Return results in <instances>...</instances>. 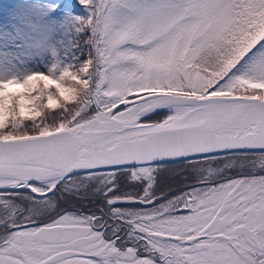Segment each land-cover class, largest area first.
I'll list each match as a JSON object with an SVG mask.
<instances>
[{
    "label": "snow or ice",
    "instance_id": "6c2138e0",
    "mask_svg": "<svg viewBox=\"0 0 264 264\" xmlns=\"http://www.w3.org/2000/svg\"><path fill=\"white\" fill-rule=\"evenodd\" d=\"M0 264H264V0L11 8Z\"/></svg>",
    "mask_w": 264,
    "mask_h": 264
},
{
    "label": "flooded vegetation",
    "instance_id": "af4514ba",
    "mask_svg": "<svg viewBox=\"0 0 264 264\" xmlns=\"http://www.w3.org/2000/svg\"><path fill=\"white\" fill-rule=\"evenodd\" d=\"M181 163V164H180ZM179 167L185 169V175L187 173L188 168V163H182V162H176V163H171V164H166L165 169L161 170L160 175H159V187L163 189L164 193H169V192H174L176 191V170H179ZM214 167V166H213ZM184 175V177H185ZM226 175L229 176H235L236 172H227ZM186 183H190V181L186 180ZM125 191H138V188L134 187H125ZM96 201H70V205H76L77 207H84L85 211H88L89 209H92V205L95 204ZM118 206H124V205H118ZM149 207V206H145ZM71 210V207L69 208ZM94 210V209H93Z\"/></svg>",
    "mask_w": 264,
    "mask_h": 264
},
{
    "label": "trees",
    "instance_id": "16d2710c",
    "mask_svg": "<svg viewBox=\"0 0 264 264\" xmlns=\"http://www.w3.org/2000/svg\"><path fill=\"white\" fill-rule=\"evenodd\" d=\"M167 113L166 112H161L160 115L158 116H153V119L154 120H158V119H162ZM228 155L227 153L225 154H219V158L220 159H224L225 156ZM177 162H182V163H189V161H177ZM173 163H176V162H173ZM167 164H171V163H167ZM181 164V163H180ZM214 167H217V165H213ZM185 169L184 168H181L179 167V170L177 171L176 170V179H175V182H176V190L181 187L183 184L186 183V177L189 175V170H187V173L185 175ZM185 175V177H184ZM126 187H131V186H126Z\"/></svg>",
    "mask_w": 264,
    "mask_h": 264
},
{
    "label": "rangeland",
    "instance_id": "374dc122",
    "mask_svg": "<svg viewBox=\"0 0 264 264\" xmlns=\"http://www.w3.org/2000/svg\"><path fill=\"white\" fill-rule=\"evenodd\" d=\"M20 0H0V23L6 21L11 8L17 5ZM222 167V165H220Z\"/></svg>",
    "mask_w": 264,
    "mask_h": 264
},
{
    "label": "water",
    "instance_id": "95a60500",
    "mask_svg": "<svg viewBox=\"0 0 264 264\" xmlns=\"http://www.w3.org/2000/svg\"><path fill=\"white\" fill-rule=\"evenodd\" d=\"M220 154H225V153H220ZM177 161H182V159L170 160L168 163L177 162Z\"/></svg>",
    "mask_w": 264,
    "mask_h": 264
}]
</instances>
